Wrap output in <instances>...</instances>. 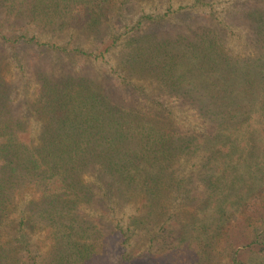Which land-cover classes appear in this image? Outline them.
I'll list each match as a JSON object with an SVG mask.
<instances>
[{
  "label": "trees",
  "instance_id": "16d2710c",
  "mask_svg": "<svg viewBox=\"0 0 264 264\" xmlns=\"http://www.w3.org/2000/svg\"><path fill=\"white\" fill-rule=\"evenodd\" d=\"M105 256L264 264V0H0V264Z\"/></svg>",
  "mask_w": 264,
  "mask_h": 264
},
{
  "label": "rangeland",
  "instance_id": "374dc122",
  "mask_svg": "<svg viewBox=\"0 0 264 264\" xmlns=\"http://www.w3.org/2000/svg\"><path fill=\"white\" fill-rule=\"evenodd\" d=\"M220 9V7L218 8ZM233 35L231 36L232 39H230V41L228 42L227 45H229L232 49V52L234 53H237L238 55H241V56H245L246 54L248 53H254V47H250V46H247V42H246V39H244L246 36L249 37V30L247 28L246 25L243 24H234L233 25ZM245 36V37H244ZM247 37V38H248ZM169 103V102H168ZM178 105H179V102H178ZM178 105L176 104L175 102V106H174V103H170V105L168 104V106H171V107H175L172 111L173 113L180 117V118H177L176 120H178V123L180 122H183V123H186V127H190L192 129H195V130H199L201 129L202 125L200 124L199 120L197 119V117L195 116V114L192 112V111H189V113H187V116H184V112L181 111V108H185V105L178 107ZM184 119H187L186 122ZM179 125V124H178ZM183 126H185L183 124ZM188 169H190L189 167H187ZM188 169H185V170H188ZM239 229H242V227L238 226L237 229L234 230L233 234H229L228 237H226V239L222 240V244L221 246L223 247V245L225 244V242L227 243L228 241L235 247L239 242H244L245 239H244V233L242 230H239ZM118 248L115 247L111 253L113 255H117L118 253ZM112 256H105V258H103L102 260V263L100 264H113L112 260H110L109 258H111ZM247 257V253L246 252H242L240 254V258H246Z\"/></svg>",
  "mask_w": 264,
  "mask_h": 264
}]
</instances>
